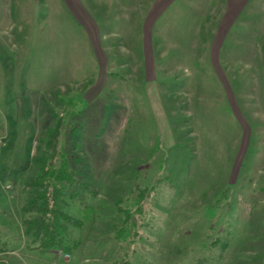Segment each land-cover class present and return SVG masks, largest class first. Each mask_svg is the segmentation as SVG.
I'll use <instances>...</instances> for the list:
<instances>
[{"label": "rangeland", "instance_id": "1", "mask_svg": "<svg viewBox=\"0 0 264 264\" xmlns=\"http://www.w3.org/2000/svg\"><path fill=\"white\" fill-rule=\"evenodd\" d=\"M234 1L0 0V264H264V0ZM57 122L88 187L42 253L21 190Z\"/></svg>", "mask_w": 264, "mask_h": 264}, {"label": "trees", "instance_id": "2", "mask_svg": "<svg viewBox=\"0 0 264 264\" xmlns=\"http://www.w3.org/2000/svg\"><path fill=\"white\" fill-rule=\"evenodd\" d=\"M60 124L47 129L37 146V155L33 157L35 173L27 176L22 183V210L28 216L22 221V234L36 244L42 253L69 251L75 246L70 227H80L82 221L69 215L66 194L76 187L87 188L77 170L80 159L72 151L77 143L76 129L61 135ZM154 189L145 187L138 193L136 209L124 210V222L132 228L142 220L145 201L152 197ZM79 196L81 204L83 198ZM88 208V206H86ZM135 212V213H134ZM138 223V224H139ZM123 232V230H122ZM135 235L140 232L134 229ZM126 245V243H125ZM119 243L120 252L107 264H137L129 258L127 246Z\"/></svg>", "mask_w": 264, "mask_h": 264}, {"label": "crops", "instance_id": "3", "mask_svg": "<svg viewBox=\"0 0 264 264\" xmlns=\"http://www.w3.org/2000/svg\"><path fill=\"white\" fill-rule=\"evenodd\" d=\"M242 0H235L234 3L232 5H234L236 7V5L238 4V2H240ZM243 7V6H242Z\"/></svg>", "mask_w": 264, "mask_h": 264}]
</instances>
